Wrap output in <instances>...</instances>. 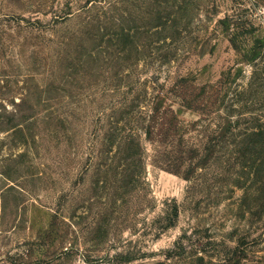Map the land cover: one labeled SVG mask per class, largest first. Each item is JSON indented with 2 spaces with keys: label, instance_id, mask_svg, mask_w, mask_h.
<instances>
[{
  "label": "rangeland",
  "instance_id": "obj_1",
  "mask_svg": "<svg viewBox=\"0 0 264 264\" xmlns=\"http://www.w3.org/2000/svg\"><path fill=\"white\" fill-rule=\"evenodd\" d=\"M176 3L0 0V264H264V0Z\"/></svg>",
  "mask_w": 264,
  "mask_h": 264
},
{
  "label": "trees",
  "instance_id": "obj_2",
  "mask_svg": "<svg viewBox=\"0 0 264 264\" xmlns=\"http://www.w3.org/2000/svg\"><path fill=\"white\" fill-rule=\"evenodd\" d=\"M172 1V0H171ZM175 4H173L171 7L174 9L175 7L179 9L180 5L179 3H176L179 0H173ZM183 8V7H182ZM180 14V12L173 11V13H169V17H174V21H172L171 24H169L170 19H166L165 22L161 23L158 26H155L154 29H156L157 33H160L162 30H167L168 28H171V26H176L178 20L177 16ZM176 29V28H173ZM125 32V31H124ZM256 56V51L253 52V56ZM256 62L253 65L254 71L253 75L250 79V85L247 88H243L239 85L234 83L232 81V72L224 73V75L219 79V81L215 84H207L203 86H197L190 82V79L187 77H181L179 78L171 87L170 92L181 99L182 104L185 107H188L189 109L193 108H199L198 103L203 99L211 100L212 98L217 102H225V98L232 95V102H239L241 98H246L247 102L250 100L253 101L254 98H257V94L259 93V88L261 87V81H262V68L260 66V63L258 60H255ZM233 80H235L233 78ZM200 108L203 112L211 113L212 108H208L207 106H200ZM167 118L166 122L164 124L165 130H179L178 125V118L175 115L173 110L167 111ZM235 112H239V118L236 122L232 123L231 128H235V126H238L243 120L247 119L244 118V114L238 109L235 110ZM171 114V115H170ZM250 124H255L253 127H251L250 130H258V132H254L250 134L251 136H256L258 138V143L263 145L264 144V127L260 123V119L258 117H251V120H249ZM168 122V123H167ZM231 124V123H230ZM249 124V125H250ZM249 130V128H247ZM260 130V131H259ZM150 135L152 134V131H149ZM262 152V158L261 160H264V148H261ZM138 159V158H137ZM264 191V187H263Z\"/></svg>",
  "mask_w": 264,
  "mask_h": 264
}]
</instances>
